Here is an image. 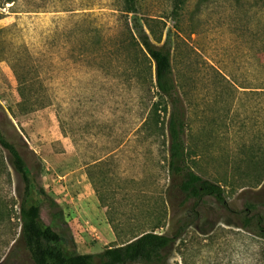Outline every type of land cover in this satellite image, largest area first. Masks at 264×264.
<instances>
[{
  "label": "rangeland",
  "instance_id": "obj_1",
  "mask_svg": "<svg viewBox=\"0 0 264 264\" xmlns=\"http://www.w3.org/2000/svg\"><path fill=\"white\" fill-rule=\"evenodd\" d=\"M181 1L175 13L176 0H138L129 16L121 0L0 2V129L68 254L155 232L178 236L167 264H264V241L239 229L237 216L264 202V90L253 89L264 87V0ZM148 19L163 34L157 45L170 32L188 164L223 188L227 208L211 197L187 199L169 173L168 108L153 63L133 41L134 20ZM211 68L228 82H214ZM14 70L25 80L21 92ZM17 186L0 149V263L34 264L21 242L12 251Z\"/></svg>",
  "mask_w": 264,
  "mask_h": 264
},
{
  "label": "trees",
  "instance_id": "obj_2",
  "mask_svg": "<svg viewBox=\"0 0 264 264\" xmlns=\"http://www.w3.org/2000/svg\"><path fill=\"white\" fill-rule=\"evenodd\" d=\"M208 1V0H206ZM2 4L14 3L15 0H1ZM259 3L257 0L256 5ZM138 0H121V11L129 16L137 12ZM183 1L176 0L175 13L181 9ZM158 20L148 19L141 24L134 20L132 29L136 33L134 44L150 58L154 67L155 88L157 95L168 108V170L172 177L178 180L179 191L189 200L198 203L205 197L213 198L217 203L227 208L223 188L218 184L196 174L188 164L187 149V109L181 90L183 86L175 75L173 67V48L170 32L167 39L161 42L162 35L158 34L155 24ZM128 26V24H127ZM162 33V32H161ZM212 77L214 82H228L217 70ZM15 71V70H14ZM20 85V92L25 87V80L15 71ZM245 89V88H243ZM264 90L263 86L253 87ZM0 149L7 155L9 167L14 172L18 186L16 194L19 200L18 218L20 220L19 238L13 245L16 251L23 246L34 264H167L171 257V249L178 236L169 237L155 232H141L119 246H109L96 254H68L62 246V240L57 233L43 223L40 207L33 202L34 178L28 171L27 164L15 144L10 142L0 129ZM40 195L44 196L51 216L54 220L65 224L63 210L59 204L48 197L43 188L38 187ZM264 202L247 203L246 209L237 213L239 229L264 241ZM1 264V263H0Z\"/></svg>",
  "mask_w": 264,
  "mask_h": 264
}]
</instances>
